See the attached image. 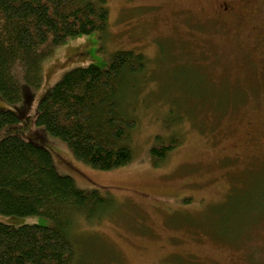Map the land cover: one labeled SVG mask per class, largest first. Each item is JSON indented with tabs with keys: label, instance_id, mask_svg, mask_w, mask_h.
<instances>
[{
	"label": "rangeland",
	"instance_id": "374dc122",
	"mask_svg": "<svg viewBox=\"0 0 264 264\" xmlns=\"http://www.w3.org/2000/svg\"><path fill=\"white\" fill-rule=\"evenodd\" d=\"M92 1L108 9L107 32L54 48L38 87L21 80L32 96L28 107L0 97V109L28 108L35 116L40 100L72 68H105L118 51L147 60L124 94L137 121L129 165L93 169L65 142L42 135L59 175L114 204L96 221L78 219L77 264H264V58L250 54L240 35L196 21L209 11L201 1ZM185 9L195 15L189 22L179 19ZM173 135L178 146L163 161L152 160L155 137ZM0 222L51 224L1 214Z\"/></svg>",
	"mask_w": 264,
	"mask_h": 264
},
{
	"label": "trees",
	"instance_id": "16d2710c",
	"mask_svg": "<svg viewBox=\"0 0 264 264\" xmlns=\"http://www.w3.org/2000/svg\"><path fill=\"white\" fill-rule=\"evenodd\" d=\"M109 12L92 0H0V97L32 101L21 80L38 87L42 62L72 37L105 34ZM144 55L118 51L107 67H74L40 100L35 116L0 109V214L40 216L50 225L0 222V264H77L73 228L114 208L97 189L81 190L56 171L42 135L65 142L75 158L100 171L129 165L137 121L125 98L131 78L146 69ZM130 93V92H129ZM133 107V108H132ZM132 108V109H131ZM179 140L156 136L149 150L163 161Z\"/></svg>",
	"mask_w": 264,
	"mask_h": 264
},
{
	"label": "flooded vegetation",
	"instance_id": "af4514ba",
	"mask_svg": "<svg viewBox=\"0 0 264 264\" xmlns=\"http://www.w3.org/2000/svg\"><path fill=\"white\" fill-rule=\"evenodd\" d=\"M203 4L208 12H202L194 18L196 21L205 19L217 24L219 34L228 33L240 35L247 51L264 58V0H192ZM181 11L179 19L189 22L190 11Z\"/></svg>",
	"mask_w": 264,
	"mask_h": 264
}]
</instances>
